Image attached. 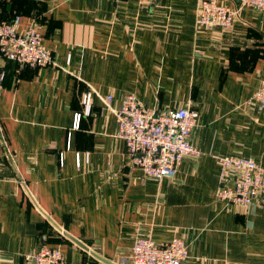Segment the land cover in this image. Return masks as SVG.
Listing matches in <instances>:
<instances>
[{"label":"crops","instance_id":"0c3cea01","mask_svg":"<svg viewBox=\"0 0 264 264\" xmlns=\"http://www.w3.org/2000/svg\"><path fill=\"white\" fill-rule=\"evenodd\" d=\"M220 1L240 7L230 30L199 28L198 0H0L3 19L38 23L56 61L31 67L0 51V264L44 244L62 250L59 264H104L91 251L133 264L138 236L183 238V264H264V205L217 196L220 156L264 162V111L247 103L264 79V13ZM131 92L199 114L202 155L173 178L145 182L116 135Z\"/></svg>","mask_w":264,"mask_h":264},{"label":"built area","instance_id":"2783aa9c","mask_svg":"<svg viewBox=\"0 0 264 264\" xmlns=\"http://www.w3.org/2000/svg\"><path fill=\"white\" fill-rule=\"evenodd\" d=\"M140 3L156 0H135ZM241 6L264 13V0H241ZM240 7L229 6L220 0H198L196 24L203 30H230L234 27ZM21 16L0 21V51L3 57L20 65L47 67L56 64L54 54L43 40L38 23L20 27ZM70 61V58H69ZM93 89L83 94L86 112L93 105ZM106 106L113 110V96H107ZM264 111V79L247 102ZM117 116V136L125 141L134 166L143 171L142 179L163 181L173 178L186 156L202 155L191 141L198 125V112L187 107L157 110L146 106L133 92L128 93ZM81 114L76 126L80 125ZM219 185L217 196L239 206L264 205V162L242 156L219 157ZM80 167V162L78 163ZM191 257L190 245L175 236L166 244H158L151 237L138 236L132 246L133 264H183ZM64 254L59 247L44 244L26 252L22 264H59ZM75 264H92L80 261Z\"/></svg>","mask_w":264,"mask_h":264},{"label":"water","instance_id":"95a60500","mask_svg":"<svg viewBox=\"0 0 264 264\" xmlns=\"http://www.w3.org/2000/svg\"><path fill=\"white\" fill-rule=\"evenodd\" d=\"M72 239H73L77 244H79V245H81L82 247L88 249V247H87L85 244H83L82 242H80L79 240H77V239H75V238H73V237H72ZM91 253H92L95 257H97L98 259H100L101 261H103L104 264H115V263L110 262V261L107 260L106 258L100 256L99 254H97V253H95V252H93V251H91Z\"/></svg>","mask_w":264,"mask_h":264},{"label":"trees","instance_id":"16d2710c","mask_svg":"<svg viewBox=\"0 0 264 264\" xmlns=\"http://www.w3.org/2000/svg\"><path fill=\"white\" fill-rule=\"evenodd\" d=\"M13 17H10V18L7 17V19H3V17H0V21H2V20H11Z\"/></svg>","mask_w":264,"mask_h":264}]
</instances>
